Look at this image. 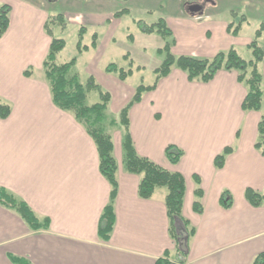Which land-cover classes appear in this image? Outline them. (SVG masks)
Here are the masks:
<instances>
[{"label": "crops", "instance_id": "crops-1", "mask_svg": "<svg viewBox=\"0 0 264 264\" xmlns=\"http://www.w3.org/2000/svg\"><path fill=\"white\" fill-rule=\"evenodd\" d=\"M15 1L7 4L9 25L0 37V100L10 106L9 116L0 119V186L23 200L39 220L47 218L49 227L33 231L0 205V264H12L9 254L30 264H154L166 252L174 260L166 189L157 188L149 198L138 196L140 177L122 166L121 130L115 137L110 133L117 163L114 224L107 240L99 237L110 186L98 170L90 136L51 100L42 70L51 42L45 30L50 18L46 4ZM169 11L165 21L173 34L174 55L211 58L233 45L236 36L227 32V21L198 19L182 1ZM111 40L107 34L98 51ZM26 68H32L28 77ZM236 78L234 70L220 69L209 82H191L172 68L128 112L136 152L183 176L182 216L195 229L185 264H250L264 251V206H252L244 196L247 187L264 192V155L253 146L263 111L241 109L245 88ZM133 92L119 94L116 113ZM169 144L182 150L177 163L165 156ZM226 146L233 151L216 168L214 158ZM194 175L203 191L201 213L192 207ZM223 190L233 197L229 208L219 204Z\"/></svg>", "mask_w": 264, "mask_h": 264}, {"label": "trees", "instance_id": "trees-1", "mask_svg": "<svg viewBox=\"0 0 264 264\" xmlns=\"http://www.w3.org/2000/svg\"><path fill=\"white\" fill-rule=\"evenodd\" d=\"M10 7L7 4L0 6V37L5 33L9 25ZM126 9H121L114 14L118 17ZM192 14L190 12H187ZM49 21V20H48ZM48 21L45 30L52 36L48 29ZM137 29L144 34L156 33L164 41L161 48L156 49V53L162 56V61L153 71L155 73L154 83L151 85L139 84L135 87L132 97L120 109L118 118L109 117L106 110L111 99L107 91H103L92 76H89L86 85L79 82L76 75H70L69 69L74 62V58L69 62L58 64L56 62L57 53L63 48L64 40L51 37L48 52L42 62V70L47 81L51 100L53 104L62 111L69 112L73 118L85 129L87 134L95 144L98 155V170L107 180L110 186L109 200L104 206L99 218L98 235L103 240H107L114 224L113 202L117 194L116 171L117 163L113 156L112 136L107 126H117L122 128V166L129 172L138 175L139 182L137 187L138 196L149 198L157 188H165L166 195L164 204L169 220V232L175 244L177 256L174 260L169 259L166 252L163 257L155 260L154 264H185V257L188 250L189 238L194 234L195 229L182 216V203L184 195V179L178 172H171L147 157L140 156L134 147L130 132L128 112L130 107L141 100L144 92L153 90L160 78L167 76L172 67L182 71L188 81L209 82L220 70H234L237 73V81L245 88V95L241 102L243 111H260L264 97L263 76L259 71V64L264 58L263 48L258 45V39L262 35V30L255 31L254 38L248 43L247 47L251 50L252 59L241 58L233 48L227 51H219L211 58H201L190 55H174L171 48L174 38L171 29L167 26L165 19L159 18L156 22L146 24L140 20L135 22ZM239 27L233 29L232 23H228L227 32L236 35ZM96 38V35L95 37ZM128 38L132 41L133 35ZM95 46V40L92 42ZM127 57V54L124 55ZM127 59V58H126ZM131 61L129 62L131 66ZM107 73H116L118 78L124 81L131 73L132 68L125 70L114 63H109L105 67ZM32 68L23 71L25 76H30ZM97 90L100 101L91 105L86 103L87 92ZM10 114V106L0 100V119H5ZM238 134V133H237ZM254 148L264 155V112L261 113L256 125V138ZM233 151L232 146H226L214 158V166L221 168L225 158ZM167 160L174 164L182 156V150L173 144L165 147ZM195 182L193 210L197 213L202 212L200 198L203 191L200 188V178L193 176ZM245 199L252 206H264V192H259L247 187L244 190ZM233 197L228 190H223L219 195V204L223 208L231 207ZM0 205L17 213L27 226L33 230L48 229L49 220L47 218L39 220L29 206L21 199L14 196L7 189L0 186ZM180 224L181 229L177 226ZM12 264H30V262L19 256L8 255ZM250 264H264V251L258 253Z\"/></svg>", "mask_w": 264, "mask_h": 264}, {"label": "rangeland", "instance_id": "rangeland-1", "mask_svg": "<svg viewBox=\"0 0 264 264\" xmlns=\"http://www.w3.org/2000/svg\"><path fill=\"white\" fill-rule=\"evenodd\" d=\"M26 1L31 2V0ZM37 1L46 4V11L50 16L48 29L52 34L51 37L64 40L63 48L57 53L56 62L61 64L74 58L68 73L76 75L83 85H86L89 76H92L103 91L112 94L106 114L116 118L119 94L126 96L139 84H153L155 80L153 70L162 61V56L156 53L155 48L162 42V37L156 33L146 36L137 29L135 22L140 20L151 24L159 18L165 19L173 11H169L170 8L185 0H35L34 2ZM10 3L14 4L16 1L0 0V6ZM121 9L126 11L115 17L114 14ZM193 16L198 19L207 18L212 22L227 21L232 23L233 29L239 27L236 35L230 33L236 36L232 37L233 45L230 48L236 50L245 60L253 57L246 43L254 38L258 29L262 30L263 35L258 39V45L264 48V0H208L201 12ZM107 34H111L112 40L105 45L103 51H98ZM129 34L133 35V42L128 38ZM94 40L98 44L96 48L92 46ZM125 54L127 59L124 57ZM93 57H96L94 63ZM109 63H114L125 70L131 67L132 73L124 81L119 80L116 73L105 71ZM259 71L264 74V64H259ZM99 101L100 95L97 90L87 92L88 105ZM261 110L264 112V97ZM107 129L113 137L116 136L117 130L123 131L119 125L107 126Z\"/></svg>", "mask_w": 264, "mask_h": 264}, {"label": "flooded vegetation", "instance_id": "flooded-vegetation-1", "mask_svg": "<svg viewBox=\"0 0 264 264\" xmlns=\"http://www.w3.org/2000/svg\"><path fill=\"white\" fill-rule=\"evenodd\" d=\"M208 0H185L183 2L185 10L188 9V7L195 6L200 7V10L197 11V13H200L204 5L207 3Z\"/></svg>", "mask_w": 264, "mask_h": 264}, {"label": "water", "instance_id": "water-1", "mask_svg": "<svg viewBox=\"0 0 264 264\" xmlns=\"http://www.w3.org/2000/svg\"><path fill=\"white\" fill-rule=\"evenodd\" d=\"M187 10H188L190 13L194 14V13H197V11L200 10V7L191 6V7H188Z\"/></svg>", "mask_w": 264, "mask_h": 264}]
</instances>
